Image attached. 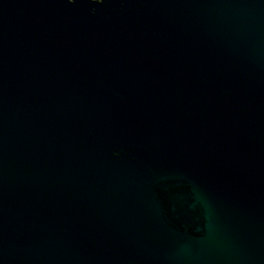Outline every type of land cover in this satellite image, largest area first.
Returning <instances> with one entry per match:
<instances>
[{
	"label": "water",
	"instance_id": "water-1",
	"mask_svg": "<svg viewBox=\"0 0 264 264\" xmlns=\"http://www.w3.org/2000/svg\"><path fill=\"white\" fill-rule=\"evenodd\" d=\"M0 264H264V0H0Z\"/></svg>",
	"mask_w": 264,
	"mask_h": 264
}]
</instances>
